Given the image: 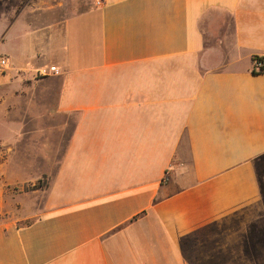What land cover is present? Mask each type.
Here are the masks:
<instances>
[{"label":"crops","instance_id":"1","mask_svg":"<svg viewBox=\"0 0 264 264\" xmlns=\"http://www.w3.org/2000/svg\"><path fill=\"white\" fill-rule=\"evenodd\" d=\"M18 3L0 95L55 106L35 174L11 182L57 161L0 215V264L214 263L232 211L264 232V0Z\"/></svg>","mask_w":264,"mask_h":264},{"label":"rangeland","instance_id":"2","mask_svg":"<svg viewBox=\"0 0 264 264\" xmlns=\"http://www.w3.org/2000/svg\"><path fill=\"white\" fill-rule=\"evenodd\" d=\"M15 1L0 0V55L7 48L10 49V52L15 49L19 53V44L22 43V35H15L8 42L2 40V36L7 33L11 19L9 12ZM26 1L19 0L18 9ZM6 68L7 65L0 67V74L3 75ZM20 91L21 89H19ZM18 99L23 100L20 105L16 104L17 101L8 104L12 100L7 101L4 96L0 95V215L12 213L17 205L19 207L28 202L30 200L28 198L33 193L32 190L37 189L34 187L39 183V179L44 183V186L38 188H45L57 161L55 153L50 157L49 167L45 168V172L39 178L30 179L24 183L11 182L13 180L12 173L28 176L35 174L38 167L37 157L42 155L41 148L49 143L45 139V133L42 132L47 124L45 114L52 112L55 106L54 103L49 104V108L52 110H48L44 108V104L37 105L36 101H33L29 104L37 114L28 115L25 99ZM11 108L14 110L9 111ZM30 128H32V133L28 134ZM34 193L33 197H36L38 194ZM216 223L220 227V231L216 233V240L221 242V253L218 257L211 258L216 262L199 264H264V232H246L244 212L233 214L232 211Z\"/></svg>","mask_w":264,"mask_h":264},{"label":"built area","instance_id":"3","mask_svg":"<svg viewBox=\"0 0 264 264\" xmlns=\"http://www.w3.org/2000/svg\"><path fill=\"white\" fill-rule=\"evenodd\" d=\"M9 59L6 55L2 54L0 55V67H4L8 64ZM262 65H264V59H257L254 60V66L256 68L261 67ZM59 71V67L56 64H49V65H45L42 66L40 68L37 69V73L40 76H45V75H49L51 73H55Z\"/></svg>","mask_w":264,"mask_h":264},{"label":"trees","instance_id":"4","mask_svg":"<svg viewBox=\"0 0 264 264\" xmlns=\"http://www.w3.org/2000/svg\"><path fill=\"white\" fill-rule=\"evenodd\" d=\"M257 59H264V55H259V54H255L253 55V61L254 60H257ZM253 72L255 73H259V72H263L264 71V65H262L261 67L259 68H256L254 65H253V68H252ZM44 186V183H42L39 179V183L38 184H35V187L34 188H38V187H42Z\"/></svg>","mask_w":264,"mask_h":264}]
</instances>
